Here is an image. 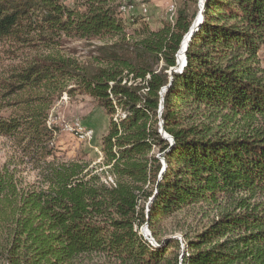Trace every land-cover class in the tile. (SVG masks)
<instances>
[{
  "label": "trees",
  "instance_id": "trees-1",
  "mask_svg": "<svg viewBox=\"0 0 264 264\" xmlns=\"http://www.w3.org/2000/svg\"><path fill=\"white\" fill-rule=\"evenodd\" d=\"M121 2L0 0V44L93 48L82 64L36 58L3 82L4 100L26 96L0 108V264H264V0H207L197 27L193 0L133 34ZM77 90L109 117L92 168L56 155L50 112Z\"/></svg>",
  "mask_w": 264,
  "mask_h": 264
},
{
  "label": "rangeland",
  "instance_id": "rangeland-1",
  "mask_svg": "<svg viewBox=\"0 0 264 264\" xmlns=\"http://www.w3.org/2000/svg\"><path fill=\"white\" fill-rule=\"evenodd\" d=\"M61 3L69 9L81 6L82 0H60ZM207 0H205L206 4ZM127 11H121L122 20L125 22L126 32H133L144 25H148L153 31L161 29L165 24H172L176 11L185 5H188L191 12L196 10L193 0H122L121 5ZM171 8V10H170ZM80 9V8H79ZM204 4L199 0L197 5L198 14L194 25L202 22V10ZM201 18V19H200ZM110 42L111 40H105ZM37 38L29 44L9 45L7 42L0 44V108L1 111L8 110L11 112V104L25 100V94H20L8 99L3 98L5 94L3 90V82L11 80L12 71L16 68L27 66L36 58H44L48 56H58L63 59H70L76 64L91 59L90 51L92 47H86L84 44L70 42L64 46L54 45L50 48L44 45H38ZM36 44V45H34ZM96 46L102 44V41H94ZM262 65L264 67V51L261 54ZM72 88V87H71ZM123 114L118 112L115 120L122 118ZM50 123L59 129L58 138L56 141V155L65 159H72L78 156H85L83 159L91 160L92 167L97 166L102 159L100 152V144L102 138L106 135L109 125V117L105 111L100 108L95 100L90 98L82 91H74L70 96L63 93L60 98H57L50 112ZM264 125V123L262 124ZM70 128V129H69ZM89 132V134H88ZM83 136V137H82ZM90 137V138H89ZM8 142L0 138V158L5 156ZM163 161V159H162ZM164 165V164H163ZM100 171V169H99ZM32 177L30 176V179ZM150 201V200H149ZM191 224H197L196 217H190L187 220ZM175 221L168 220L164 223V229L168 238L178 239L182 245L183 233L175 231ZM140 230V229H139ZM148 232L149 245L156 246V241L150 230ZM154 241L152 245L151 241ZM185 245L182 246L184 249ZM99 264H104L100 261Z\"/></svg>",
  "mask_w": 264,
  "mask_h": 264
},
{
  "label": "water",
  "instance_id": "water-1",
  "mask_svg": "<svg viewBox=\"0 0 264 264\" xmlns=\"http://www.w3.org/2000/svg\"><path fill=\"white\" fill-rule=\"evenodd\" d=\"M204 6H206V4H205ZM204 10H205V7H204V9L202 10V12H203V15H202L203 20H204ZM202 22H203V21H202ZM197 30H198V29H197ZM197 30H196V32H197ZM194 34H195L194 32H192V33L190 34V41H191V39H192V37H193ZM187 49H188V48H187ZM186 62H187V60H186V57H185V61H184V63H183L181 66H179V65L177 64V66H176L175 68H173V69L169 72V74H170V76H171V78H170L171 82L173 81V73H177V72L181 71V70L185 67ZM164 90H165V89H164ZM164 90H163V91H164ZM162 111H163V103L161 104L160 114L162 113ZM161 134L163 135V137H164L165 140H168L171 144H173V142H174L173 139H172L171 137H168V136L166 135V133H165L164 130H163V127H162V130H161ZM163 164H164V169H163L162 173H164V171H165V169H166V165H165V162H164V161H163ZM152 201H153V199H150L149 203H151Z\"/></svg>",
  "mask_w": 264,
  "mask_h": 264
},
{
  "label": "bare ground",
  "instance_id": "bare-ground-1",
  "mask_svg": "<svg viewBox=\"0 0 264 264\" xmlns=\"http://www.w3.org/2000/svg\"><path fill=\"white\" fill-rule=\"evenodd\" d=\"M124 9H125L124 7H121V11L124 10ZM200 19H201V18H200ZM197 25H200L199 20H198V22L196 23V25H194V26L197 27ZM196 27L192 29L191 33H192V32L195 33V31H196ZM191 33H190V34H191ZM189 42H190V35L187 37L186 42H184V44H183V46H182V49H181V51L179 52V56H178V58H179V60L181 61V63H180L179 66H181V65L184 63V61H185V54H186V50H187V47H188ZM69 129H70V128H69ZM88 134H89V132H88ZM82 137H83V136H82ZM89 138H90V137H89ZM151 240H152V239H151ZM153 242H154V241L152 240L151 243L153 244Z\"/></svg>",
  "mask_w": 264,
  "mask_h": 264
},
{
  "label": "built area",
  "instance_id": "built-area-1",
  "mask_svg": "<svg viewBox=\"0 0 264 264\" xmlns=\"http://www.w3.org/2000/svg\"><path fill=\"white\" fill-rule=\"evenodd\" d=\"M128 9H126V10H123V12H125V11H127ZM170 10H171V8H170Z\"/></svg>",
  "mask_w": 264,
  "mask_h": 264
}]
</instances>
